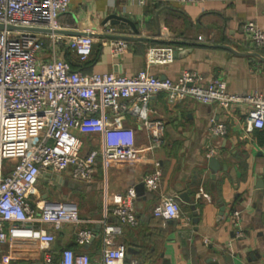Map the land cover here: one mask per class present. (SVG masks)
I'll list each match as a JSON object with an SVG mask.
<instances>
[{
  "label": "crops",
  "instance_id": "crops-1",
  "mask_svg": "<svg viewBox=\"0 0 264 264\" xmlns=\"http://www.w3.org/2000/svg\"><path fill=\"white\" fill-rule=\"evenodd\" d=\"M109 14L126 15L131 23H104ZM58 20L67 35L101 25L116 29L113 34L96 36L85 62L63 46L62 56L72 69L132 75L146 67L148 47L170 45L180 55L164 64H152L151 73L176 78L184 69L195 70L205 80L224 79L231 92L258 90L264 94V46H251L241 30L247 20L264 29V0L188 4L160 0L144 5L134 0H70L69 9ZM114 37L128 40L126 51L117 56L112 55L108 45ZM146 106L148 117L163 120L165 128L161 143L138 160L119 164L106 175L98 165L89 183L71 179L67 172L59 174L60 180L43 174L39 177L37 188L43 196L52 199L53 191H59L61 200L78 209L82 220L79 226H91L95 232L89 242L81 245L75 238L78 226H64L57 232L53 247H69L98 258L103 245L100 220L106 217L116 221L104 192L109 196L124 193L128 186L142 182L155 170L157 162L161 170L158 185L154 189L144 186L142 194H137V225L125 226L119 236L126 246V263L162 264L167 259L171 264H264V126L246 128L245 106L223 112L215 104L190 97L171 103L165 92L150 96ZM211 118L225 120L224 135L210 132ZM124 122L135 129L137 144H148V134L134 116L126 114ZM98 140V135L93 136L83 151ZM210 149H214L213 155ZM210 157L216 160L214 166L209 163ZM45 188L48 192L43 191ZM181 192L187 194L188 202L179 197ZM169 193L178 195L179 218L153 214L162 195ZM186 215L191 217L192 227L184 233L179 228ZM19 240L0 244V260L44 264L43 249L36 240ZM18 243L40 248L34 254L30 249L22 255L15 248Z\"/></svg>",
  "mask_w": 264,
  "mask_h": 264
},
{
  "label": "built area",
  "instance_id": "built-area-1",
  "mask_svg": "<svg viewBox=\"0 0 264 264\" xmlns=\"http://www.w3.org/2000/svg\"><path fill=\"white\" fill-rule=\"evenodd\" d=\"M134 1L144 5L160 0ZM173 1L188 4L204 0ZM69 5L70 0H0V244L13 239L36 240L43 249L44 264H138L125 262L126 246L119 240L125 226L138 222L134 185L124 193L109 196L104 192L116 221L100 220L103 245L100 256L93 258L84 251L53 247L64 226H78L75 238L81 245L95 232L91 226H79L82 220L74 204L43 196L37 188L39 177L67 172L71 179L89 183L98 165L106 175L109 169L138 160L159 145L164 121L149 118L146 106V100L158 92H165L171 103L190 97L215 104L223 112L245 106L246 128L264 126V94L258 90L231 92L224 79L205 80L195 70L184 69L176 78L151 73L152 64L173 59L174 47L170 45L148 47L146 67L132 75L72 69L62 56L63 46L85 62L96 36L113 34L116 29L101 25L65 34L58 18ZM241 30L251 46H264V29L253 20L243 22ZM108 45L117 56L126 51L128 40L114 37ZM126 114L146 130L148 144H137L135 129L124 122ZM209 130L222 136L227 124L211 118ZM95 135L99 136L97 143L83 151L85 140ZM209 153L213 155L214 149ZM155 164V170L142 181L148 189L156 188L161 175ZM153 214L179 218L178 195H162ZM191 222L190 216H184L179 231L191 230ZM0 264L14 263L0 260Z\"/></svg>",
  "mask_w": 264,
  "mask_h": 264
},
{
  "label": "water",
  "instance_id": "water-1",
  "mask_svg": "<svg viewBox=\"0 0 264 264\" xmlns=\"http://www.w3.org/2000/svg\"><path fill=\"white\" fill-rule=\"evenodd\" d=\"M107 21H110V23H112V24H113V23H118V22H120V21H126V22L131 23L130 20L127 18L126 15H119V14H109V15L105 18L104 23H106ZM75 33H80V32H75ZM182 53H183V52H182ZM182 53H181V54H182ZM172 55H173L174 58H176L177 55H180V54H178V51L174 49L173 52H172ZM209 163H210L211 166H214L215 163H216L215 158H214V157H210V158H209ZM52 177H53V179H55V180H58V179L60 180V179H61V176H60V175H57V174H55V173L52 174ZM143 189H144V184H143V182H139V183H137V184L135 185V190H136V193H137L138 195L142 194ZM179 197H180L182 200L186 201V202L189 201V197L187 196V194H186L185 192H181V193L179 194ZM209 261H211V260H209ZM162 264H171V263L169 262V260L164 259L163 262H162ZM212 264H215V263H212Z\"/></svg>",
  "mask_w": 264,
  "mask_h": 264
},
{
  "label": "rangeland",
  "instance_id": "rangeland-1",
  "mask_svg": "<svg viewBox=\"0 0 264 264\" xmlns=\"http://www.w3.org/2000/svg\"><path fill=\"white\" fill-rule=\"evenodd\" d=\"M89 141L90 140H85V145H86V143H89ZM89 145V144H88ZM90 146V145H89ZM98 146L97 145H95L94 146V148H97ZM44 192H48L47 191V188H45L44 190H43ZM59 194V191L57 192V191H53V194H51V195H53V198L52 199H55V200H61L60 199V197H58L57 195ZM20 241V240H19ZM17 246L15 247L16 248V250H20L19 252H20V254H22V255H24V254H26V252H27V250L29 251L30 249L32 250L31 251V254H34L33 252H37V250H39V248L40 247H37L38 249H36V248H33V246H31V248H29L27 245H20L19 243L18 244H16ZM24 253V254H23Z\"/></svg>",
  "mask_w": 264,
  "mask_h": 264
}]
</instances>
